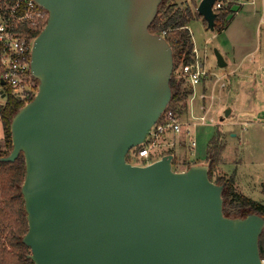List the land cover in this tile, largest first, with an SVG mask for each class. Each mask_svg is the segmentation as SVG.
I'll return each instance as SVG.
<instances>
[{
	"label": "water",
	"instance_id": "obj_1",
	"mask_svg": "<svg viewBox=\"0 0 264 264\" xmlns=\"http://www.w3.org/2000/svg\"><path fill=\"white\" fill-rule=\"evenodd\" d=\"M33 1L46 13L30 53L37 90L14 114L11 151L0 158L23 156L28 260L260 264L264 219L222 214L210 161L185 171L172 169V154L145 166L125 161L171 100L172 50L148 31L160 0ZM218 1L195 9L210 32ZM213 56L224 69L220 52Z\"/></svg>",
	"mask_w": 264,
	"mask_h": 264
},
{
	"label": "rangeland",
	"instance_id": "obj_2",
	"mask_svg": "<svg viewBox=\"0 0 264 264\" xmlns=\"http://www.w3.org/2000/svg\"><path fill=\"white\" fill-rule=\"evenodd\" d=\"M167 3L181 9L190 6L195 11L190 0H167ZM222 3H225V7L231 6L228 11L231 18L223 36L210 32L204 23L190 24L191 39L198 55L207 57L206 66L210 74L196 92L197 95L204 93L207 97L200 100L197 96L192 104V112L188 109L189 97L183 102L184 108L178 105L174 109L170 107L178 114L181 134L170 137L174 148L156 149L154 160L166 152H172L177 161L172 166L174 171L182 170L181 164L187 158L194 160L196 157L199 164H204L206 160L201 161L210 147L208 142L213 138L223 151L216 157L213 182L218 177L228 178L231 175L238 194L264 204V116H257L253 107L257 102L261 104H257L259 109L264 110V0H225ZM225 40L233 46L231 51L223 47ZM213 49L220 52L225 61L228 60L224 69L216 67ZM216 80L220 82L215 84ZM220 83H224V86L220 87ZM212 85L214 95L211 98ZM181 88L185 89L186 86L182 84ZM230 88L237 91V98L229 91ZM3 104L4 99L0 97V107ZM227 109L231 110V114L223 118ZM204 116L207 117L206 122L200 126L194 118ZM3 137L0 120L1 147ZM191 141L195 142L196 147L192 148ZM132 164L145 165L140 160ZM261 243L264 252V230Z\"/></svg>",
	"mask_w": 264,
	"mask_h": 264
},
{
	"label": "trees",
	"instance_id": "obj_3",
	"mask_svg": "<svg viewBox=\"0 0 264 264\" xmlns=\"http://www.w3.org/2000/svg\"><path fill=\"white\" fill-rule=\"evenodd\" d=\"M224 2L225 0H220ZM193 8L196 9L197 4L190 1ZM228 5L225 8L218 10L215 18L213 31L216 34L222 32L228 20L229 15ZM199 19L204 23L190 6L181 9L175 4H168L167 0H160L159 7L152 21L149 24L148 31L151 34L161 36L167 41L173 57V70L179 64H187L192 61L193 44L190 37L188 26L193 20ZM46 20V13L43 15L39 25L41 29ZM39 29L33 34L36 37ZM182 82L176 81L172 75L169 82L171 100L168 107H176L179 103L184 102L191 92L187 88H181ZM6 99L2 107H0V120L2 125L3 147L0 145V158L6 157L11 151V141L9 126L14 114L23 106L13 97L5 95ZM208 144L210 147L206 151V162L210 161L208 170V179L212 182V174L216 166V157L221 153V149L212 138ZM4 150H3V149ZM172 152H166L163 155H170ZM162 155V156H163ZM174 156V155H173ZM175 165V157L172 160V166ZM190 165H188L189 167ZM188 167L186 169H188ZM25 167L22 154H20L12 163L0 162V264H33L28 260L29 249L22 243L23 235L27 230V222L25 220L24 202L20 194L21 183L24 178ZM215 184L222 187V214L232 219H242L248 215H257L264 219V204L256 203L251 199L238 194L235 191L233 176L225 178L218 177L214 181ZM259 237L258 249L260 258L264 257V252Z\"/></svg>",
	"mask_w": 264,
	"mask_h": 264
},
{
	"label": "built area",
	"instance_id": "obj_4",
	"mask_svg": "<svg viewBox=\"0 0 264 264\" xmlns=\"http://www.w3.org/2000/svg\"><path fill=\"white\" fill-rule=\"evenodd\" d=\"M225 8V3L218 1L212 7L216 14L218 10ZM45 11L40 9L33 0H0V96L13 97L22 105L31 101L37 90V82L30 75V53L33 34L41 29L39 25ZM42 30V29H41ZM164 33L160 37H163ZM192 61L185 65L180 64L177 70L172 69V75L181 81L189 90L188 109L192 112V104L198 96L203 100L207 96L204 93L197 95L196 89L209 78L206 66L207 57H200L193 48ZM216 80L215 84H217ZM224 83H220L223 87ZM213 88V85H212ZM213 96L211 95V98ZM183 106V107H182ZM184 108L183 102L178 104ZM203 110L201 107L199 108ZM158 121L151 127L139 147L131 150L125 157L128 164L140 160L145 165L151 164L155 157L156 149L174 148L170 137H178L181 134L180 120L175 110L167 107ZM204 125L206 118H194ZM211 122V120H209ZM192 148L196 147L191 141ZM143 165V166H145ZM260 264H264V257L260 258Z\"/></svg>",
	"mask_w": 264,
	"mask_h": 264
},
{
	"label": "crops",
	"instance_id": "obj_5",
	"mask_svg": "<svg viewBox=\"0 0 264 264\" xmlns=\"http://www.w3.org/2000/svg\"><path fill=\"white\" fill-rule=\"evenodd\" d=\"M190 1H193L195 4H197L198 5V3H199V1L200 0H190ZM250 4H252V3H250ZM192 22H197V23H202L203 24V22H201V20H199V19H196V20H193ZM188 31H189V34H190V25L188 26ZM224 33H225V29L222 31V32H220L219 34H217L216 36H219V35H221V36H223L224 35ZM191 37V36H190ZM192 44H193V48H194V50H196V48H195V45H194V43H193V39H192ZM224 48L225 47H228V49L231 51L232 49H233V46L232 45H230L228 42H226V40L224 41ZM197 51V50H196ZM197 53H198V51H197ZM227 61L228 60H226V63H227ZM242 62V61H241ZM244 62V61H243ZM242 62V63H243ZM228 64V63H227ZM226 67H227V65H226ZM200 88V87H199ZM214 87L213 88H211V91H212V96L214 95ZM231 93H233L234 95H235V97L237 98V91L235 90V89H233V88H230V90H229ZM256 104V105H255ZM254 105L255 106H253L254 107V110H255V113L257 112V116H259V117H263L264 116V110H262V108L261 109H259V107L257 106V104H259V105H261L260 103H255ZM205 118L207 119V117L205 116ZM232 137H234V135H232ZM191 149V148H190ZM207 151V150H206ZM223 152V151H222ZM191 154V153H190ZM173 157H175L176 158V155H174ZM205 159H206V152H205V157H204V159H203V161H201V162H204L205 161ZM199 160H197V158L195 157V159L194 160H189L188 158H187V160H184L183 162L184 163H182L181 165L183 166V169L182 170H179V171H185L186 170V168L188 167V165H195V164H199V162H198ZM176 163H177V161H175ZM205 164V163H204ZM226 173V172H225ZM227 174V173H226ZM227 175H229V174H227ZM230 176V175H229ZM235 184H236V181H235ZM242 193H240V195H241ZM243 195V194H242ZM244 196V195H243ZM247 197V196H246ZM247 198H249V199H251L250 197H247ZM252 201H254L253 199H251ZM254 202H256V201H254ZM256 203H260V202H256ZM262 204V203H261Z\"/></svg>",
	"mask_w": 264,
	"mask_h": 264
}]
</instances>
